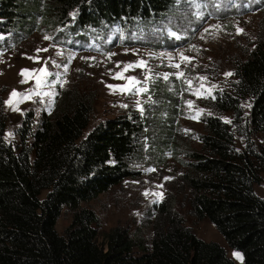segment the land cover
Masks as SVG:
<instances>
[{"label": "trees", "instance_id": "16d2710c", "mask_svg": "<svg viewBox=\"0 0 264 264\" xmlns=\"http://www.w3.org/2000/svg\"><path fill=\"white\" fill-rule=\"evenodd\" d=\"M181 1L0 0V34L17 40L45 27L61 39L92 40L115 27H156ZM172 41L122 43L159 50L173 49ZM232 64L234 78L206 102L209 113L196 146L182 132L180 88L158 78L147 89L148 113L131 110L91 129L95 91L57 84L53 109L39 118L27 111L15 142L5 137L8 115L0 92V264H237L222 244L185 224L174 192L154 204L149 242L124 225L100 230L96 211L82 205L132 177V163L144 151L160 163L184 154L185 170L174 183L177 193H186L188 212L212 221L245 264H264V197L255 189L264 185V146L253 139L264 131V16ZM64 208L72 211L66 235L56 228Z\"/></svg>", "mask_w": 264, "mask_h": 264}, {"label": "rangeland", "instance_id": "374dc122", "mask_svg": "<svg viewBox=\"0 0 264 264\" xmlns=\"http://www.w3.org/2000/svg\"><path fill=\"white\" fill-rule=\"evenodd\" d=\"M263 1L183 0L179 2L175 13L167 16L156 27L126 31L115 27L107 36H98L92 40L61 39L56 30L47 31L45 27L29 36H21L17 40L10 34H0L4 37L0 43L7 42L5 45L0 44V52L3 53L0 56V92L4 102L9 99L14 89L23 93L35 90L50 94L48 96L33 94L32 99L19 104V111H13L4 103L8 115L6 139L13 142L18 139L17 129L21 126L27 111L34 110L36 117L39 118L44 112L48 113L53 109L57 84L64 87L77 84L86 91H95L97 101L89 129L100 121L131 110L148 113L151 108L148 104L152 98L147 95V91L121 94L107 87V85L127 84V79H116L115 74L121 72L129 63L144 60L146 68H133L124 73V76L136 77L140 81L137 88L148 89L156 78L164 82L168 81L170 88L174 90L180 88L184 101L183 113L180 117L182 132L185 140L190 141L191 146H196L195 138L203 130L202 119L209 113L206 102L215 89L226 86L234 78L232 59L240 57L243 47H247L253 40L256 25L264 16V5H261ZM228 11L236 14L225 19L219 17L221 12ZM238 29H243V32H238ZM172 33L176 35L173 36ZM45 36L51 39L46 40ZM164 38L173 39V49L158 50L145 45L139 47L136 43L128 47L122 43L123 40L143 44L156 43ZM37 49L48 50L37 53ZM181 54L189 57L190 62L183 61ZM36 56L40 57L39 62L29 59ZM70 56L74 58L69 59ZM45 61H47V70L58 75L49 76L48 83L39 89H36L35 79L23 84L20 82L22 69H40ZM176 64L180 67H174ZM181 72L184 74L182 77L178 76ZM228 72L233 75L226 76L225 73ZM165 74L167 79L164 78ZM201 77L206 79L202 80ZM188 81H191L190 85ZM197 89L203 95H195ZM208 89H211L210 94ZM188 101L193 102L192 108H189ZM197 110H202L199 119L191 118ZM225 118L230 120L231 113L226 114ZM9 132L12 136H8ZM253 139L256 144L264 146V131L255 133ZM236 145L238 148L244 146L239 136ZM182 159H186L182 153L178 157L167 155L165 162L160 163L153 155L144 151L141 158L135 159L132 163L131 168L135 173L132 177L115 185L89 203H84L82 207L96 211L101 231L109 230L116 225H124L132 234L140 235L149 242L153 235L154 204L174 192L177 196L176 209L181 212L185 224L190 226L200 238L222 244L237 264H245L243 253L229 246L212 221L208 218L197 219L188 212L186 193L184 191L177 193L174 183L178 175L185 170L180 162ZM160 185L162 187H159ZM255 189L264 197V185L258 184ZM157 192L163 193L162 198L154 195ZM42 195L44 196L45 192ZM71 221L72 211L64 208L57 222L58 232L66 235ZM237 252L243 257L242 260L234 255Z\"/></svg>", "mask_w": 264, "mask_h": 264}, {"label": "snow or ice", "instance_id": "6c2138e0", "mask_svg": "<svg viewBox=\"0 0 264 264\" xmlns=\"http://www.w3.org/2000/svg\"><path fill=\"white\" fill-rule=\"evenodd\" d=\"M73 16H75V13L72 14ZM207 31V29H206ZM238 32L242 33L243 32V29H238L237 30ZM173 36H175L176 34L175 33H172ZM4 39L3 36H0V40ZM44 39H51V37L49 36H45ZM48 49H37V53H39L40 51H47ZM3 53L0 52V56H2ZM74 58V56H70L69 59H72ZM110 58V57H109ZM29 59H33V60H36L37 62L40 61V57L39 56H36V57H29ZM94 59V58H92ZM181 59L185 62H190V58L189 57H186L184 56L183 54H181ZM53 63H55L53 61ZM57 67H59V65H57ZM146 68L147 65H146V62L144 60H140L136 63H129L127 65L124 66V68L122 69L121 72H117L114 76V78L116 79H127L128 83L125 84V85H107V87L113 91V92H120L121 94L123 93H133V94H136V93H140V92H145L147 91V88H137L136 86L140 83L139 80L136 79V77H125L124 76V73L128 72L129 70L133 69V68ZM174 67L176 68H179L180 65L179 64H176L174 65ZM65 71H67V66H65ZM20 75L22 77L21 79V83H27L30 79H35V82H36V89H39L41 88L42 86L46 85L48 83V77L49 76H53V75H58V74H54L52 72H49L47 70V61L44 62V66L41 67L40 69H22L21 72H20ZM184 74L181 72V73H178V76L182 77ZM226 76H231L233 75V73L231 72H228V73H225ZM165 79H167V74H165L164 76ZM200 79H206L204 77H201ZM66 82V81H65ZM189 85L191 84V81H188ZM208 93L210 94L211 93V89H208ZM35 94V95H44V96H48L50 95L49 93L47 92H44V93H40L38 91H35V90H29V92L27 93H23V92H18L17 90H13L11 93H10V96H9V99L6 100L4 103L12 108L13 111H19V104L23 103L25 100H30L32 99V95ZM195 95L197 96H201L203 95V93L200 92L199 89H197L194 93ZM137 104H139V102L137 101ZM123 107H127V105H122ZM188 106L189 108H192L193 106V102L192 101H188ZM248 107H250L251 105H247ZM142 110V109H141ZM202 112V110H197L196 114L194 116H192L191 118L193 119H199V115L200 113ZM230 122V121H229ZM187 131V130H186ZM8 136H12V133L9 132L8 133ZM152 171H154V169H152ZM165 179H170L169 177H165ZM159 187H162V185H160ZM148 193H145V195H147ZM154 195H156L157 197L159 198H162L163 196V193H160V192H157L155 193ZM234 255L238 258V259H243V257L240 255V253H234Z\"/></svg>", "mask_w": 264, "mask_h": 264}]
</instances>
